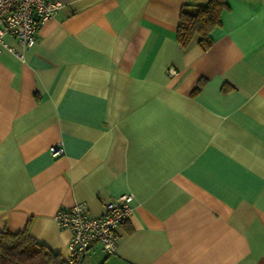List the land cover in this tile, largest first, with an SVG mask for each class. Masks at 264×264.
<instances>
[{"label": "crops", "instance_id": "1", "mask_svg": "<svg viewBox=\"0 0 264 264\" xmlns=\"http://www.w3.org/2000/svg\"><path fill=\"white\" fill-rule=\"evenodd\" d=\"M59 1L0 50V230L64 257L58 208L130 193L97 264H264V0H226L206 49L182 0Z\"/></svg>", "mask_w": 264, "mask_h": 264}, {"label": "built area", "instance_id": "2", "mask_svg": "<svg viewBox=\"0 0 264 264\" xmlns=\"http://www.w3.org/2000/svg\"><path fill=\"white\" fill-rule=\"evenodd\" d=\"M61 6L59 0H0V50L7 49L21 56V52L4 37L17 40L22 50L30 47L40 25L54 16ZM50 152L59 154L61 148L51 146ZM131 200L130 193L112 197L104 202L102 212L96 215L89 213L84 201L58 208L54 213L56 225L71 232L64 264H97L89 255L93 243H99L106 253H112L117 240L116 228L131 214Z\"/></svg>", "mask_w": 264, "mask_h": 264}, {"label": "trees", "instance_id": "3", "mask_svg": "<svg viewBox=\"0 0 264 264\" xmlns=\"http://www.w3.org/2000/svg\"><path fill=\"white\" fill-rule=\"evenodd\" d=\"M176 27L181 46L194 38L202 49L212 43L210 33L220 23L226 0H182ZM60 253L37 241L28 232V222L15 232L0 230V264H64Z\"/></svg>", "mask_w": 264, "mask_h": 264}]
</instances>
